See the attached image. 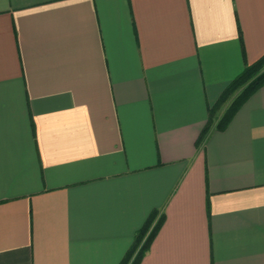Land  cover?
Masks as SVG:
<instances>
[{"label":"crops","instance_id":"1","mask_svg":"<svg viewBox=\"0 0 264 264\" xmlns=\"http://www.w3.org/2000/svg\"><path fill=\"white\" fill-rule=\"evenodd\" d=\"M263 56L264 0H0V264H120L155 211L140 264H264V84L217 127Z\"/></svg>","mask_w":264,"mask_h":264},{"label":"trees","instance_id":"2","mask_svg":"<svg viewBox=\"0 0 264 264\" xmlns=\"http://www.w3.org/2000/svg\"><path fill=\"white\" fill-rule=\"evenodd\" d=\"M263 84L264 56L253 64H247L243 72L237 78H235V80L230 84V86L223 94L219 105L224 103L236 91L243 88L242 91L233 100L230 107L227 109L224 116L219 121L217 127L219 129H224L230 122L234 114L237 112V110L240 108V106L244 103V101H246V99ZM213 114H211L207 124L203 128L198 138L197 144L203 142V140L209 133L213 125ZM156 217L157 212L155 211L149 217L145 225L137 232L132 246L127 251L120 264H140L163 223V216L158 218V220L154 223Z\"/></svg>","mask_w":264,"mask_h":264},{"label":"rangeland","instance_id":"3","mask_svg":"<svg viewBox=\"0 0 264 264\" xmlns=\"http://www.w3.org/2000/svg\"><path fill=\"white\" fill-rule=\"evenodd\" d=\"M238 94V92L235 94V96Z\"/></svg>","mask_w":264,"mask_h":264}]
</instances>
